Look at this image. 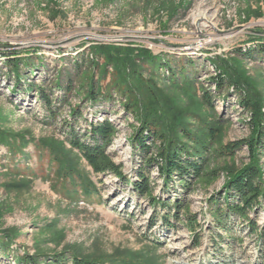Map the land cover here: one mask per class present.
I'll return each mask as SVG.
<instances>
[{
    "label": "rangeland",
    "instance_id": "1",
    "mask_svg": "<svg viewBox=\"0 0 264 264\" xmlns=\"http://www.w3.org/2000/svg\"><path fill=\"white\" fill-rule=\"evenodd\" d=\"M259 44L264 46V0H0V238L6 232L12 240L8 252L0 251V264H19L25 254L66 250L94 264H264V245L249 234L246 223L232 218L231 235H226L216 229L208 203L222 192L227 168L249 164L246 147L232 158L210 161L187 192L171 183L164 193L157 170H150L153 195L181 202L179 215L191 218L171 220L164 227L159 218L164 211L158 210L150 227L148 202L136 199L130 184L113 175H92L64 141L73 110H80L74 124L80 134L91 122H111L118 132L107 155L133 181L140 161L129 139L139 123L124 110L132 98L140 100L141 112L153 98L154 108L162 105L163 120L172 119L175 127L183 121H222L216 146L247 140L251 114L241 106L239 91L229 86L218 92L212 78L224 74L215 67L221 60L241 84L242 95L264 114V55L238 57L239 51L245 54ZM140 50L154 60H137ZM127 54L132 63L125 61ZM13 58L20 60L23 74L18 82L7 64ZM84 58L93 65L76 79L79 90L55 119H48L36 88L60 98L62 91L44 82L58 78L63 69L73 72V64ZM170 68L184 69L183 74L200 83H175ZM92 80L99 97L94 103L84 96ZM199 84L211 90V108L203 103ZM50 147L67 158L78 157V167L96 184L99 200L67 198L68 184L48 153ZM256 155L264 178V151ZM256 223L264 229V209Z\"/></svg>",
    "mask_w": 264,
    "mask_h": 264
},
{
    "label": "trees",
    "instance_id": "2",
    "mask_svg": "<svg viewBox=\"0 0 264 264\" xmlns=\"http://www.w3.org/2000/svg\"><path fill=\"white\" fill-rule=\"evenodd\" d=\"M97 49L103 52L114 50L110 47H100ZM258 55H264L263 44H259L254 49H250L245 54H242L241 51L238 52V57L244 59H255V56ZM135 57L137 60H154L146 50H140ZM126 58H129L125 60L128 63L130 55L127 54ZM16 59L8 60L7 64L15 72V78L18 82L23 74L18 70L20 60ZM218 62H216L215 67L224 74H219L215 78H212V84L218 92H222L229 86L239 91V93H235L239 97L241 106L251 114L248 122L251 133L249 139L216 146L215 144L222 127V121L218 120L212 124L193 120L187 123L183 121L175 127V125H172V119L167 117V120H163L165 113L160 109L162 105H159V108H154L155 101L153 98L147 101L150 107L144 105L145 109L143 112L140 110V106H142L140 100L132 98L125 104L124 110L139 123L138 128L135 129L129 139L131 149L133 153L135 152L139 156L140 161L133 181L123 176L120 172L121 168L115 165L107 155V148L111 145L118 132L117 128L111 122L107 120L91 122L88 124L89 130H85L83 134H80L74 130V124L80 119V110H73L71 111L72 125L66 122L67 128L64 133V141L69 147V151L77 153L78 157L85 162L92 175L110 174L115 176L123 185L130 184L134 197L138 200L145 199L153 210V214L149 220L150 227L156 224L160 216L157 212L158 210L164 211V214L159 217L164 227H170L171 220L176 223L191 221L190 216L181 217L179 215L183 207L181 202L175 199L162 200L161 197L153 195L154 186H151L150 170H157V175L162 182V191L164 193L167 192L171 183L177 184L182 191L187 192L191 189L193 181L198 180L204 175L210 161L214 159L232 158L236 152L246 147L250 157L249 164L236 170L227 168V179L223 185L222 192L212 196L208 203L210 204V213L217 230L221 229L226 232V235L230 236L231 228L228 226L232 225V218L237 217L246 223L245 228L249 234H255L259 243L264 245V229L262 230L256 223L258 211L264 209V178L261 175L260 164L256 155L257 150L264 151V114H261L259 108L246 96L242 95L240 90L241 84L225 70L226 65L223 68L221 66L222 61L219 60ZM92 65L86 58L80 59V61L73 64V72L63 69L59 73L58 78L44 82L45 85H49L50 89L54 87L60 89L63 93L60 98L52 99L50 94L47 93V89L39 87L35 90V87L31 86L37 93V97L41 101L48 119H55L59 108L68 104L70 95L79 90L76 87V79L88 72ZM183 71L184 69L177 71L170 68L169 72L172 79L174 78V81H176L175 83L183 82L186 87L200 83L197 81V78L190 76V74H183ZM136 76L139 79L141 78L139 75ZM131 77L133 78L134 74ZM199 85L203 103L211 108L213 106L211 90L202 88L201 84ZM131 89L139 93V88L136 90L135 87L134 89L131 87ZM84 96L90 102L94 103L98 101L97 85L94 80H92L88 92ZM190 115L186 117L188 118ZM54 149L55 147H50L48 153L55 165H58V169L61 170L59 173L62 174V181L68 184L65 189L67 198L71 201L79 198L84 199V201L99 200L100 197L96 184L89 174L78 167V163L76 162L78 157L67 158L66 153ZM249 213L255 214V218H248ZM189 229L193 232L191 227ZM195 238L196 236L192 237L193 240ZM218 238L220 241H223L222 237L218 236ZM11 241L9 233H2L0 238V251L3 253L8 252ZM18 261L19 264H94L92 260L72 250L54 253L49 256H45L44 254L28 256L25 254ZM114 264L130 263L116 262Z\"/></svg>",
    "mask_w": 264,
    "mask_h": 264
}]
</instances>
